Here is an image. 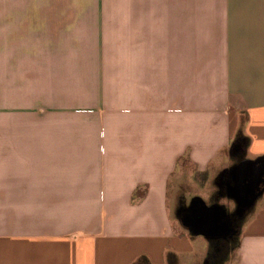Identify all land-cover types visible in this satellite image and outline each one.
<instances>
[{
  "label": "crops",
  "instance_id": "1",
  "mask_svg": "<svg viewBox=\"0 0 264 264\" xmlns=\"http://www.w3.org/2000/svg\"><path fill=\"white\" fill-rule=\"evenodd\" d=\"M262 158L264 0H0V264H210L176 209Z\"/></svg>",
  "mask_w": 264,
  "mask_h": 264
},
{
  "label": "water",
  "instance_id": "2",
  "mask_svg": "<svg viewBox=\"0 0 264 264\" xmlns=\"http://www.w3.org/2000/svg\"><path fill=\"white\" fill-rule=\"evenodd\" d=\"M238 146L234 144V147ZM237 167L242 170L243 176L236 178L234 187H229L234 199L233 211L219 201L208 204L198 197L192 199L189 205H180L176 209V218L192 236H202L210 242L240 235L247 215L264 193V187L260 186L264 178V158L258 161L244 160ZM248 175L251 176L250 185L244 184ZM219 187L222 188V185Z\"/></svg>",
  "mask_w": 264,
  "mask_h": 264
},
{
  "label": "trees",
  "instance_id": "3",
  "mask_svg": "<svg viewBox=\"0 0 264 264\" xmlns=\"http://www.w3.org/2000/svg\"><path fill=\"white\" fill-rule=\"evenodd\" d=\"M229 242L233 245H214L215 243H225V241L223 239H220V240H215V241H211L210 242V245H209V253H210V256L209 258L211 259L213 256H217V250L220 249L221 251V254L224 253L226 254L227 252V249L230 247H235L238 245L239 243V236H235L233 237L232 239L229 240ZM228 243V242H226ZM141 263V260H139L137 263L135 264H140ZM169 263L170 264H173L174 262L170 259L169 260Z\"/></svg>",
  "mask_w": 264,
  "mask_h": 264
},
{
  "label": "rangeland",
  "instance_id": "4",
  "mask_svg": "<svg viewBox=\"0 0 264 264\" xmlns=\"http://www.w3.org/2000/svg\"><path fill=\"white\" fill-rule=\"evenodd\" d=\"M226 206L229 208V210H231V211H233L234 210V206L233 205H231L230 203H227L226 204ZM248 218V217H247ZM247 218H246V221H247ZM245 221V222H246ZM201 241V240H200ZM229 245H233L232 243L231 244H229ZM220 257L221 256H214V258H213V260L211 261V263L210 264H217L218 262H219V260H220Z\"/></svg>",
  "mask_w": 264,
  "mask_h": 264
},
{
  "label": "flooded vegetation",
  "instance_id": "5",
  "mask_svg": "<svg viewBox=\"0 0 264 264\" xmlns=\"http://www.w3.org/2000/svg\"><path fill=\"white\" fill-rule=\"evenodd\" d=\"M262 187H264V181L262 182ZM232 243V242H231ZM231 243H229V244H231Z\"/></svg>",
  "mask_w": 264,
  "mask_h": 264
}]
</instances>
